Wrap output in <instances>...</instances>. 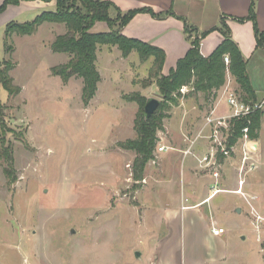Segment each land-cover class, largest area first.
Returning a JSON list of instances; mask_svg holds the SVG:
<instances>
[{
  "label": "rangeland",
  "instance_id": "1",
  "mask_svg": "<svg viewBox=\"0 0 264 264\" xmlns=\"http://www.w3.org/2000/svg\"><path fill=\"white\" fill-rule=\"evenodd\" d=\"M35 1L43 2L29 0ZM4 2L0 0V63L10 60L14 64L10 76L20 93L11 97L0 87V145L11 150L10 169L15 178L13 183L8 182L3 173L6 164L0 159V264H140L136 258L150 229L149 222L144 221L148 210L136 196L145 185V168L142 180L133 181L135 153L122 150L118 143L136 138L133 125L140 108L129 99L131 95L161 101L158 89L150 88L153 83L143 87L148 64L139 62L134 52L128 59L133 64L128 65L127 72H116L118 64L115 67L116 62L111 60L114 57L100 56L98 94L85 107L80 78L63 85L50 73L52 67L69 58L50 49L58 28L47 25L31 36L15 38L13 55L5 56L3 34L13 21L1 25L18 4ZM115 16L111 10L110 17ZM20 19L30 22L34 16ZM258 54L247 60L246 68L253 85L260 89L259 97H263L264 50L260 57ZM227 85L229 92L238 95L234 79L226 78ZM189 93L191 87L174 93L177 104L168 103L161 111L164 118L156 138L164 139L166 119L179 103L185 104L180 117L185 115L187 128L201 129L198 141H205L202 136H206L209 162L213 159L223 186L239 185L253 196L246 195L243 201L237 195L221 194L226 208L218 214L231 223V254L241 259L240 264H260V248L264 258V106L257 138L250 140L256 147L243 135L229 147L232 119L206 126L208 117L229 116L222 89L212 93L215 97L211 94L207 102L200 93L195 94L196 101L183 100ZM177 119L170 122L172 129ZM159 147L157 142L155 158ZM222 149L229 154L224 155ZM238 208L240 212L235 210ZM254 211L262 221L256 220ZM199 238L204 239L202 247L193 248ZM206 242L211 244L201 232L189 234L185 225L179 249L182 264H194V258L205 260L210 256L212 249Z\"/></svg>",
  "mask_w": 264,
  "mask_h": 264
},
{
  "label": "crops",
  "instance_id": "2",
  "mask_svg": "<svg viewBox=\"0 0 264 264\" xmlns=\"http://www.w3.org/2000/svg\"><path fill=\"white\" fill-rule=\"evenodd\" d=\"M105 1L112 2L121 14L142 7H148L155 13L171 12L170 15L159 19L145 13L137 14L121 30L122 35L128 38L140 40L163 51L165 54L161 70L163 76L168 75L175 68L177 61L183 58L190 48L189 41L184 34V23L194 28L198 33H202L217 27L220 18L226 17L231 38L246 61L257 55V53H259L258 56L260 57V53L264 50V48H256L253 26L250 22L247 21L240 24L233 21V18H242L247 15L251 0ZM50 10H54L53 2L20 1L14 13L2 23L1 27H4L10 21L27 22L20 18L24 16H30V18L34 16L35 18L41 12ZM255 15L258 30L264 32V0H256ZM47 25L50 29L58 28L57 32L53 33L52 42L56 36L66 32L64 25L55 23H44L38 28L37 32ZM107 30V26L102 22H96L90 29L93 33L106 32ZM17 37L21 36L11 35L8 38V43L11 44L13 51L10 56L5 52V56L11 58L13 55V40ZM221 40L222 36L219 32H209L200 42V54L203 57L209 56ZM259 50L261 52H258ZM134 52L132 51L124 58L115 46H99L96 52V69L98 71L100 56L105 57V59L108 58L107 56H113L114 58L111 60L116 62L115 67L118 64L116 72H127L128 65L133 64L128 62V59L134 56ZM66 59L69 60V58ZM152 63L153 59L149 58L143 63L148 64V67L144 69L148 71ZM227 78L228 81L233 79L229 74ZM72 79L78 78L69 79L67 84ZM249 80L255 94L256 103L264 101V96L259 97L260 89H257L259 87L253 85L250 77ZM100 82L101 77L95 96L98 94ZM223 87L220 89H223ZM150 88L157 91L155 84H152ZM183 100L196 101L197 97L188 94ZM223 100H220L217 108L220 107ZM184 106L185 104L179 103L171 113V117L166 119L168 120L164 127L166 132H162L165 135L164 139L157 140L164 149L161 152H157L156 158L153 156V159L145 165L143 175L145 185L136 191V196H139L143 201L144 210H148V215L144 216L146 218L144 221L147 220L150 227L147 230V237L142 245V251L137 255L136 260L140 264H182L181 251H179L180 238L186 225L189 234L196 236L197 233L201 232L212 244L206 242L208 249H212V254L205 260H199V257L198 259L194 258V264H240L241 259L239 257L236 259L231 254L232 250L229 240L231 238L229 235L231 223L222 220V216L219 215L220 210L226 208V199L220 195L226 193L237 195L243 201H246V195H250L245 193L243 188H241L243 195L237 194L236 191L240 189L239 185L232 187L223 186V182L219 180L220 175L213 159L209 162L207 153H209L210 143L206 140V136H202L205 141H198L197 136L201 129H197V127L187 128L185 115L180 117L181 108ZM176 117H178L177 120L179 121L172 129L170 122ZM249 142L251 143L252 141ZM252 144L256 147L255 141ZM186 151H189V153L185 154ZM204 157L207 158L205 161H203ZM222 166L223 164H219L220 168ZM238 169L240 172L241 167L239 166ZM214 174H217V176H214ZM239 182L242 181L239 180ZM213 189L218 190V192L214 193ZM250 197L253 198V196ZM133 209L135 212L134 207ZM235 210L240 212L239 208ZM252 213L253 215L257 214L255 211ZM213 228H222L224 233L213 235ZM203 241L204 239L199 238L197 243L193 242L192 247H202ZM261 251L260 248L258 251L260 257L258 262L264 264ZM143 259H145L144 263L142 262Z\"/></svg>",
  "mask_w": 264,
  "mask_h": 264
},
{
  "label": "trees",
  "instance_id": "3",
  "mask_svg": "<svg viewBox=\"0 0 264 264\" xmlns=\"http://www.w3.org/2000/svg\"><path fill=\"white\" fill-rule=\"evenodd\" d=\"M20 1L29 0H5L6 3L19 4ZM45 3L55 1L53 11H43L32 21L17 23L10 22L4 30L5 52L11 55L13 48L8 43L11 35L31 36L44 23H55L64 25L66 32L55 37L50 45L53 53L66 54L69 60L52 67V76L59 77L63 84H67L69 79L75 77L82 81L81 101L87 107L94 98L100 75L96 69V52L99 46H115L121 52L122 57H127L132 51L138 55L140 62L144 63L149 58L153 59L152 66L148 72V79L143 87L155 84L161 95V101L156 112L148 119L144 116L145 98L138 95H131L130 100L139 105V112L134 120V131L136 138L118 143L122 150L132 151L135 158L132 164L133 181H141L145 165L153 159V152L157 143L156 133L162 128L161 111L168 103L177 104V100L172 98L174 93L179 92L182 87H191L192 94L200 93L204 95L207 102L212 93H216L225 85L229 74L238 87V98L244 104L256 102L255 94L250 84L246 71L247 61L242 56L238 46L231 38L230 29L226 23V17H221L218 26L198 33L194 28L184 23V34L189 41L190 48L185 56L177 61L176 66L168 75L161 74L165 59L163 51L155 46L144 43L140 40L128 38L122 35L121 30L137 14L145 13L154 18H162L170 15L171 12L155 13L148 7L132 9L121 14L119 9L110 1L105 0H41ZM256 0H251L248 13L242 18H233L237 23L250 22L253 26L256 48H264V32H260L256 24L255 15ZM114 11L116 16L110 17V11ZM96 22L104 23L108 30L106 32L93 33L90 29ZM211 31L221 34L222 40L213 52L203 57L200 54V42ZM193 35V36H192ZM228 57V64L224 63V57ZM14 69V64L10 60H3L0 63V87L11 97L20 93V88L13 84L10 72ZM190 94V93H189ZM181 97L180 94H177ZM215 97V94H212ZM196 96V95H195ZM213 97V98H214ZM263 111H254L241 118H233L231 121V134L228 138V145L231 147L238 137H242V130L247 128V138L255 140L260 126V119ZM0 159L6 164L3 173L9 183L15 181L12 167L11 150L0 145Z\"/></svg>",
  "mask_w": 264,
  "mask_h": 264
},
{
  "label": "built area",
  "instance_id": "4",
  "mask_svg": "<svg viewBox=\"0 0 264 264\" xmlns=\"http://www.w3.org/2000/svg\"><path fill=\"white\" fill-rule=\"evenodd\" d=\"M229 62L228 60V57H224V63L227 65ZM229 85V84H228ZM224 86L223 89H222V96L224 97L225 101H226V105L228 106L229 110H230V113H229V116L228 117H220V118H211V117H208L206 119V126H210L212 123H216L217 125H219L221 123V121H225L226 119H233V118H241V117H244L246 115H248L249 113L251 112H254V111H261L263 109V106H264V101L262 102H258V103H253V104H244L240 101V99L238 98V96L234 93V92H229V86ZM185 89V88H183ZM242 133H243V137L246 138V134H247V128H244L242 130ZM213 139L214 141L216 142L217 141V131H214L213 132ZM219 146H222L221 143L219 142ZM163 147H159L157 149L158 152H161L163 151ZM222 153L224 155H228L229 152L228 150L226 149H222L221 150ZM186 153H189V151H186ZM207 158L204 157L203 158V161H205ZM214 176H217V174H214ZM241 185H242V182H239ZM213 192L214 193H217L218 190H214L213 189ZM237 194H240V195H243L241 193V189H238L236 191ZM253 211V210H252ZM255 218L257 221H262L261 217L257 214H254ZM222 233H224V230L222 228H217V229H212V234L213 235H221Z\"/></svg>",
  "mask_w": 264,
  "mask_h": 264
},
{
  "label": "water",
  "instance_id": "5",
  "mask_svg": "<svg viewBox=\"0 0 264 264\" xmlns=\"http://www.w3.org/2000/svg\"><path fill=\"white\" fill-rule=\"evenodd\" d=\"M53 11V10H52ZM160 101L154 98H148L144 105L143 111L146 119L150 118L158 109Z\"/></svg>",
  "mask_w": 264,
  "mask_h": 264
}]
</instances>
